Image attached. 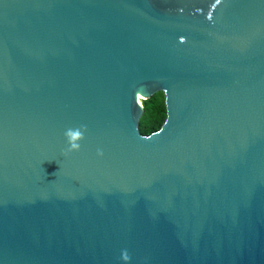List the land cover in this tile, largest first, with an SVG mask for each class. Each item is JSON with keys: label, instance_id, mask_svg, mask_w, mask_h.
<instances>
[{"label": "water", "instance_id": "95a60500", "mask_svg": "<svg viewBox=\"0 0 264 264\" xmlns=\"http://www.w3.org/2000/svg\"><path fill=\"white\" fill-rule=\"evenodd\" d=\"M0 264H264V0H0Z\"/></svg>", "mask_w": 264, "mask_h": 264}, {"label": "trees", "instance_id": "16d2710c", "mask_svg": "<svg viewBox=\"0 0 264 264\" xmlns=\"http://www.w3.org/2000/svg\"><path fill=\"white\" fill-rule=\"evenodd\" d=\"M143 112L139 119V131L142 134H149L157 130L166 117L164 94L157 91L149 98L142 100Z\"/></svg>", "mask_w": 264, "mask_h": 264}, {"label": "clouds", "instance_id": "9594fccd", "mask_svg": "<svg viewBox=\"0 0 264 264\" xmlns=\"http://www.w3.org/2000/svg\"><path fill=\"white\" fill-rule=\"evenodd\" d=\"M86 127V126H84ZM66 137H67V141L69 144V147L66 149V153L68 152H72V151H78L81 147V145L78 143V141H80L81 139H83V132L79 129L76 130H68L65 133ZM98 154L99 155H103L102 150L98 149Z\"/></svg>", "mask_w": 264, "mask_h": 264}, {"label": "rangeland", "instance_id": "374dc122", "mask_svg": "<svg viewBox=\"0 0 264 264\" xmlns=\"http://www.w3.org/2000/svg\"><path fill=\"white\" fill-rule=\"evenodd\" d=\"M142 101V100H141Z\"/></svg>", "mask_w": 264, "mask_h": 264}]
</instances>
